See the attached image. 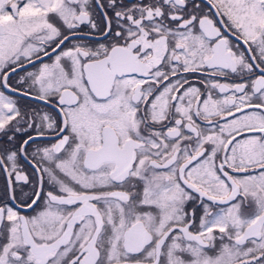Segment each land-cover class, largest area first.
I'll return each instance as SVG.
<instances>
[{
    "label": "snow or ice",
    "instance_id": "obj_1",
    "mask_svg": "<svg viewBox=\"0 0 264 264\" xmlns=\"http://www.w3.org/2000/svg\"><path fill=\"white\" fill-rule=\"evenodd\" d=\"M0 264H264V0H0Z\"/></svg>",
    "mask_w": 264,
    "mask_h": 264
}]
</instances>
